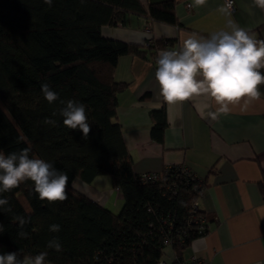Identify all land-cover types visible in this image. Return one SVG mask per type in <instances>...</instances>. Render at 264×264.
Segmentation results:
<instances>
[{
    "label": "trees",
    "instance_id": "1",
    "mask_svg": "<svg viewBox=\"0 0 264 264\" xmlns=\"http://www.w3.org/2000/svg\"><path fill=\"white\" fill-rule=\"evenodd\" d=\"M130 13L178 23L175 0L148 6L141 0H53L51 7L44 0H0V151L30 147L31 157L52 163L69 178L62 202L41 201L31 181L0 194L12 209L0 208L5 228L0 245L9 251L20 256L47 252L52 264H159L169 245L184 258V249L207 233L196 222L201 216L210 222L198 204L205 180L182 164L168 165L156 177L134 171L116 112L118 92L127 83L116 80L114 71L120 56L145 55L146 48L157 50L159 44L142 47L102 33V26L123 23ZM260 71L264 74V68ZM42 83L60 99L49 104ZM68 99L86 105L87 139L63 124L60 101ZM151 114L152 135L160 140L166 109ZM99 175H110L121 192L118 212L74 187L76 178L91 182ZM260 185L264 193V178ZM14 215L30 222L21 229ZM52 224L61 231L50 232ZM21 230L27 238L18 235ZM53 236L62 251L47 248Z\"/></svg>",
    "mask_w": 264,
    "mask_h": 264
},
{
    "label": "crops",
    "instance_id": "2",
    "mask_svg": "<svg viewBox=\"0 0 264 264\" xmlns=\"http://www.w3.org/2000/svg\"><path fill=\"white\" fill-rule=\"evenodd\" d=\"M141 1L148 6L162 0ZM192 3L175 0L177 24L130 13L123 23L102 26L107 37L142 47L148 40L159 44L157 50L146 48L145 55L120 56L114 77L127 85L118 92L117 120L136 173H157L168 165L182 164L205 180L198 204L210 218L209 228L184 249L185 259L196 255L212 264H264V193L260 185L264 178V85L259 87L258 99L244 98L230 105L228 115L212 120L207 113L217 105L210 96H193L169 105L155 80L160 51L180 49L190 34L207 38L220 30L230 31L229 19L264 40V9L253 0H233L235 11L225 16L217 11L225 0L189 7ZM164 39L169 44H162ZM162 107L168 123L159 140L152 135L151 112ZM110 177L99 175L91 182L76 178L73 184L112 209L121 199L123 203V196ZM10 252L0 247V254Z\"/></svg>",
    "mask_w": 264,
    "mask_h": 264
},
{
    "label": "clouds",
    "instance_id": "3",
    "mask_svg": "<svg viewBox=\"0 0 264 264\" xmlns=\"http://www.w3.org/2000/svg\"><path fill=\"white\" fill-rule=\"evenodd\" d=\"M207 0H193L192 7H203ZM49 7L53 0H44ZM256 7L264 9V0H253ZM232 0L217 11L230 16ZM229 30H220L207 38H198L190 34L183 40L178 50H162L156 60L155 80L159 85L160 95L169 105L189 101L193 96H210L217 105L215 111H209L207 116L217 120L220 115H228L230 105L239 103L242 99H258L259 87L264 85V40H258L245 28L228 20ZM139 82V78H138ZM43 97L49 104L60 99L48 83L41 84ZM65 106L59 110L65 127L83 133L87 139L90 124L86 114V105L82 102L68 99L60 101ZM56 113H53L55 116ZM47 124H56L55 120L46 119ZM31 148L25 147L18 152L5 154L0 151V194L10 192L20 184L31 181L34 191L41 201L55 203L67 199L66 188L69 178L66 173L57 170L50 162L30 156ZM7 198H0V208L11 212ZM21 229L30 222V217L14 215ZM5 231L0 224V232ZM49 231L58 233L61 226L52 224ZM18 235L27 238L28 233L21 230ZM47 248L57 252L62 251L58 236H53L47 243ZM17 252L0 254V264H48L47 252L37 255H23Z\"/></svg>",
    "mask_w": 264,
    "mask_h": 264
},
{
    "label": "built area",
    "instance_id": "4",
    "mask_svg": "<svg viewBox=\"0 0 264 264\" xmlns=\"http://www.w3.org/2000/svg\"><path fill=\"white\" fill-rule=\"evenodd\" d=\"M190 7L191 5L188 4ZM231 10L234 12V4L232 0V8ZM152 41H145V46L149 47ZM143 177H156L157 174L154 172H146L142 173ZM197 227L201 231V233H205L207 229L209 228V224L207 223V220L204 216H201L199 219L196 220ZM159 264H212L210 261L202 259L200 257H197L196 255H192L189 259H185L180 257L169 245L164 250V255L162 259L160 260Z\"/></svg>",
    "mask_w": 264,
    "mask_h": 264
},
{
    "label": "rangeland",
    "instance_id": "5",
    "mask_svg": "<svg viewBox=\"0 0 264 264\" xmlns=\"http://www.w3.org/2000/svg\"><path fill=\"white\" fill-rule=\"evenodd\" d=\"M111 178V177H110ZM121 202H119V205H116V207H113L111 210H113V211H115V212H118L119 210H121V208H122V199L120 200ZM0 247H1V249H7L5 246H3V245H0Z\"/></svg>",
    "mask_w": 264,
    "mask_h": 264
}]
</instances>
